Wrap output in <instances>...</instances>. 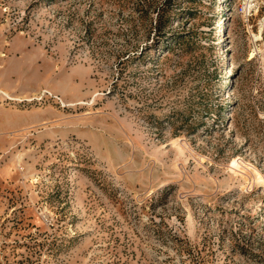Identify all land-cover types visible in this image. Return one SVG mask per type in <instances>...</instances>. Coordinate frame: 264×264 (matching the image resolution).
<instances>
[{"label":"rangeland","instance_id":"rangeland-1","mask_svg":"<svg viewBox=\"0 0 264 264\" xmlns=\"http://www.w3.org/2000/svg\"><path fill=\"white\" fill-rule=\"evenodd\" d=\"M0 264H264V0H0Z\"/></svg>","mask_w":264,"mask_h":264},{"label":"bare ground","instance_id":"bare-ground-1","mask_svg":"<svg viewBox=\"0 0 264 264\" xmlns=\"http://www.w3.org/2000/svg\"><path fill=\"white\" fill-rule=\"evenodd\" d=\"M223 35H224V33H223ZM227 61H228V59H227ZM228 66H229V68H228V70H227V73L230 72V71H232V66H231V64H228ZM257 177H258V178H261V177H262L261 173L258 172V173H257Z\"/></svg>","mask_w":264,"mask_h":264},{"label":"built area","instance_id":"built-area-1","mask_svg":"<svg viewBox=\"0 0 264 264\" xmlns=\"http://www.w3.org/2000/svg\"><path fill=\"white\" fill-rule=\"evenodd\" d=\"M245 9H247V3H246V5H243V6H241L240 7V10L243 12Z\"/></svg>","mask_w":264,"mask_h":264}]
</instances>
